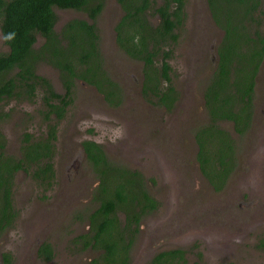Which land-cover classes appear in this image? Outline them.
<instances>
[{"label":"rangeland","instance_id":"obj_1","mask_svg":"<svg viewBox=\"0 0 264 264\" xmlns=\"http://www.w3.org/2000/svg\"><path fill=\"white\" fill-rule=\"evenodd\" d=\"M184 11L168 61L180 97L175 108L166 113L143 98L141 63L125 57L114 42V27L122 11L117 0H104L96 27L105 69L122 90V104L111 109L96 90L76 82L73 103L57 124L52 188L41 190L21 172L15 176L11 204L16 219L0 235V264L3 254H14L11 264H89L100 254L83 249V239H78L89 233L88 216L98 206V180L80 153L84 140L102 146L113 164L140 172L148 179L149 193L160 199V211L141 221L130 264H144L166 249L191 248L192 252L195 241L202 248L201 257L196 262L192 256L187 264H264V253L257 254L250 246L255 233L264 228V223L258 229L250 228L255 225L250 222L253 214L255 222L264 221L261 209L253 212L261 201L243 198L252 206L240 209L238 205L241 194L246 196L243 187L249 189L261 177L249 171L248 159L253 163L264 157L263 149L256 151L264 143V61L255 81L248 133L238 138L231 123H220L236 141L238 159L223 190L215 192L198 171L194 132L208 123L203 92L216 68V49L223 33L213 24L206 0H186ZM54 12L55 30L71 19H87L82 12ZM7 50L0 34V53ZM37 71L62 93L56 70L40 64ZM41 105L40 99L0 104V134L7 154L18 157L23 133L35 139L45 135ZM43 243L54 252L50 261L37 255V246Z\"/></svg>","mask_w":264,"mask_h":264},{"label":"trees","instance_id":"obj_2","mask_svg":"<svg viewBox=\"0 0 264 264\" xmlns=\"http://www.w3.org/2000/svg\"><path fill=\"white\" fill-rule=\"evenodd\" d=\"M117 3L122 16L114 27L115 45L125 57L141 63L146 102L170 113L180 96L168 61L185 18L186 0ZM206 5L223 35L216 68L203 92L208 123L194 132L195 160L211 188L220 192L237 165L236 141L220 123H231L237 137L251 126L255 81L264 57V0H206ZM103 6L104 0H0V34L8 49L0 53V104L40 99L46 124L41 138L22 134L18 157L6 153L0 134V235L16 219L11 192L17 173L43 191L53 186L57 124L73 103L76 82L96 90L111 109L122 104V90L106 71L100 50L96 19ZM54 9L82 12L87 19H71L55 30ZM40 64L58 72L62 93L38 73ZM81 147L98 180V206L88 216L89 233L78 239H83V249L100 252L89 264H130L139 223L159 203L147 192L148 179L140 172L110 162L94 141L84 140ZM255 248L264 253V234ZM38 257L53 258L48 244L40 246ZM8 259L5 254V263ZM144 264L187 261L185 251L176 248L162 250Z\"/></svg>","mask_w":264,"mask_h":264},{"label":"flooded vegetation","instance_id":"obj_3","mask_svg":"<svg viewBox=\"0 0 264 264\" xmlns=\"http://www.w3.org/2000/svg\"><path fill=\"white\" fill-rule=\"evenodd\" d=\"M216 51H217V49H216ZM217 55V54H216ZM217 61H218V59H217ZM263 61H264V57H263ZM216 65H217V63H216ZM142 85V84H141ZM141 90V89H140ZM101 98H102V96H101ZM103 99V98H102ZM105 103V102H104ZM121 106V105H120ZM119 106V107H120ZM253 116V115H252ZM252 122V121H251ZM250 129V128H249ZM249 129H248V131H249ZM248 131L246 132V133H248ZM245 133V134H246ZM245 136V135H244ZM244 136H242V137H244ZM242 137H238V138H242ZM263 149L264 150V143L261 145V146H259L257 149H256V151H259V149ZM104 150V149H103ZM236 152H237V148H236ZM80 153L82 154V156H83V158H84V160H86V156H85V154H84V152H83V149H82V147H81V144H80ZM264 153V152H263ZM238 158H237V154H236V160H237ZM196 161V160H195ZM237 162V161H236ZM197 163V162H196ZM248 164H249V171L252 173V174H254L255 172L258 174V175H260L261 177H259L258 178V181H257V183L256 184H254V185H251V186H249V189H248V187L247 186H244L243 187V190L245 191V193H246V196L244 197L243 196V194H241V198H242V200L240 201V203L238 204L239 205V208L240 209H242L243 207H246V208H248V207H251L252 206V202H243L244 200H243V198H246V200L247 201H249L250 200V197H255V198H257L256 199V202H257V200H259V201H261V205L258 207H256L254 210H253V212H256L257 211V208L258 209H261L262 211H261V213H264V204L262 203V202H264V157H259L258 159L256 158L255 160H254V162L252 163L251 162V160L250 159H248ZM236 168H237V166L235 167V169L233 170V172L236 170ZM198 171L200 172V170H199V166H198ZM232 172V173H233ZM232 173L230 174V176L232 175ZM200 174H201V172H200ZM202 175V174H201ZM203 177V176H202ZM204 178V177H203ZM205 179V178H204ZM206 180V179H205ZM146 184H147V182H146ZM147 188V187H146ZM214 191V190H213ZM147 192L149 193V191H148V188H147ZM150 194V193H149ZM151 195V197L156 201V202H158L159 203V206L157 207V209L156 210H154V211H152L149 215H155L157 212H159L160 211V207H161V203H160V199H159V197L158 196H156V195H153V193L152 194H150ZM148 215V216H149ZM259 215V214H258ZM257 215V216H258ZM256 216V217H257ZM254 214L252 215V216H250V222H253L255 225H254V227L253 226H251L250 228L252 229V228H256V229H258L259 227H260V224H263L264 223V221L263 222H255V220H254ZM245 219V218H244ZM245 220H247V219H245ZM142 221V220H141ZM141 221H140V223H139V230L141 229ZM247 222H248V220H247ZM262 231L260 232V233H255V235H254V243L253 244H251L250 246L252 247V248H254V250H255V252L257 253V254H263V252H261L260 250H258V249H256L255 248V245L258 243V240L263 236V234H264V228H262L261 229ZM198 243V242H197ZM197 243H196V241L194 242V244H192L191 245V247H195L194 248V250L191 252V248L189 249V248H179V249H181V250H184L185 251V259H186V261H187V259L188 258H190V257H194L195 258V260H196V262L197 261H199L198 259H200V257H201V250H202V248H201V246L199 245V243H198V246H197ZM43 244H47V243H43ZM42 245V244H41ZM41 245H39V246H37V255H38V249L40 248V246ZM50 248H51V250H52V247L50 246ZM172 249H176V248H172ZM52 254L54 255V252H53V250H52ZM199 254V255H198ZM4 255L5 254H3V255H1L2 256V258H1V260H2V264H11L12 263V260L14 261V259H15V256H14V254L11 256V255H8V254H6L7 256H8V263H5V261H4ZM154 256V255H153ZM197 256H198V258H197ZM52 260V259H51ZM50 261V260H49ZM230 263V262H229ZM228 264V263H227Z\"/></svg>","mask_w":264,"mask_h":264}]
</instances>
